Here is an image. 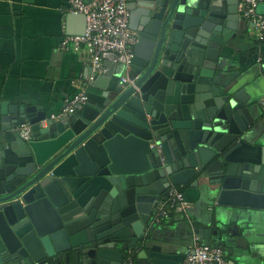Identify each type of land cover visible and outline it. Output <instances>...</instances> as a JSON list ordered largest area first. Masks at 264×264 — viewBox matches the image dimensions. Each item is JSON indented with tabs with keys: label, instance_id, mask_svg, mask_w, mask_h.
<instances>
[{
	"label": "water",
	"instance_id": "95a60500",
	"mask_svg": "<svg viewBox=\"0 0 264 264\" xmlns=\"http://www.w3.org/2000/svg\"><path fill=\"white\" fill-rule=\"evenodd\" d=\"M239 4L128 0L130 65L104 54L119 70L104 64L106 75L83 83L87 102L46 127L40 108L20 107L13 120L2 111L0 264H124L170 188L190 182L219 204L264 211L248 98L215 83ZM86 24L70 13L67 34ZM24 125L30 141L11 132Z\"/></svg>",
	"mask_w": 264,
	"mask_h": 264
},
{
	"label": "crops",
	"instance_id": "0c3cea01",
	"mask_svg": "<svg viewBox=\"0 0 264 264\" xmlns=\"http://www.w3.org/2000/svg\"><path fill=\"white\" fill-rule=\"evenodd\" d=\"M72 1L0 0V118L4 111L16 119L20 107L61 117L68 102L85 91L83 83L93 74L88 55L61 49ZM238 11L239 31L227 44L215 83L245 91L256 128L254 145L264 147V42L254 38L253 25ZM257 12L263 14L264 5ZM80 25L82 21L73 23L74 28ZM103 63L119 70L114 59L103 58ZM0 140H6L1 127ZM182 189L187 215L173 213L161 223H151L146 240L124 264H184L195 238L204 245L207 240L212 248L218 245L228 264H264L263 210L219 204L191 182Z\"/></svg>",
	"mask_w": 264,
	"mask_h": 264
},
{
	"label": "built area",
	"instance_id": "2783aa9c",
	"mask_svg": "<svg viewBox=\"0 0 264 264\" xmlns=\"http://www.w3.org/2000/svg\"><path fill=\"white\" fill-rule=\"evenodd\" d=\"M264 5V0H240L242 16L253 25V36L259 42H264V13L259 14L257 8ZM71 14L86 16L87 24L83 35L65 34L61 41V49H73L88 55L93 74L89 79L98 75H106L108 69L103 63V55L114 53L125 56L127 65L135 57L134 48L138 43V34L130 27V11L128 0H75L68 7ZM87 102L86 92L83 91L73 97L62 114L71 113L79 104ZM264 108V98L260 101ZM60 115H52L42 122L46 127L50 120H56ZM17 134L25 141L32 140V126H18ZM189 205L184 192L173 186L166 199L160 202L154 215L156 223L168 219L172 213L187 215ZM184 264H228L223 251L201 243L195 238L192 252L187 256Z\"/></svg>",
	"mask_w": 264,
	"mask_h": 264
},
{
	"label": "trees",
	"instance_id": "16d2710c",
	"mask_svg": "<svg viewBox=\"0 0 264 264\" xmlns=\"http://www.w3.org/2000/svg\"><path fill=\"white\" fill-rule=\"evenodd\" d=\"M178 188H180V189L183 191L182 187H178ZM172 214H173V213H172ZM172 214H171V216H172ZM171 216H170V217H171ZM165 220H166V219H165ZM163 221H164V220H163Z\"/></svg>",
	"mask_w": 264,
	"mask_h": 264
}]
</instances>
